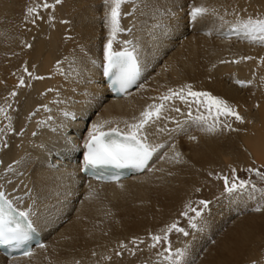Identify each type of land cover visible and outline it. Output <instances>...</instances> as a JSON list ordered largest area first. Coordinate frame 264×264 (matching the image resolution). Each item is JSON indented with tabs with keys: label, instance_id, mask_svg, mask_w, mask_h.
Listing matches in <instances>:
<instances>
[{
	"label": "bare ground",
	"instance_id": "bare-ground-1",
	"mask_svg": "<svg viewBox=\"0 0 264 264\" xmlns=\"http://www.w3.org/2000/svg\"><path fill=\"white\" fill-rule=\"evenodd\" d=\"M42 2L0 0V106L12 117L8 131L9 121L0 115V189L23 210L31 209L45 242L30 256H0V264H246L243 259H251L262 241L264 221L257 220L264 218V202L259 207L255 190L227 194L217 176H232L233 168L236 175L252 163L264 168V46L247 37L224 41L219 33L248 16L264 15V0H130L122 5L126 31L117 39L131 44L114 42L113 49L135 48L143 79L119 99L108 97L100 83L108 39L105 0H62L54 9L41 8L43 19L35 24L31 18L25 22L27 7ZM201 5L215 13L193 23L189 12ZM244 56L253 59L240 60ZM24 67L43 79L29 77ZM21 76L25 86L17 87ZM237 80L251 84L241 87ZM186 84L225 99L244 123L230 119L236 131H201L193 123L195 106L190 117L189 108L176 100L166 118L146 128L148 142L163 147L144 173L99 185L58 160L49 164L53 151L68 156L62 133L84 137L94 124L126 132L145 107L159 103L169 88ZM73 144L66 140L67 147ZM201 200L210 203L193 229L181 213L188 211L186 205L202 208ZM247 207L262 214L242 216ZM172 222L189 234H169L171 252L183 255L166 260L167 244L152 248L150 236L162 235ZM121 242L141 246L143 256L127 261Z\"/></svg>",
	"mask_w": 264,
	"mask_h": 264
},
{
	"label": "snow or ice",
	"instance_id": "snow-or-ice-1",
	"mask_svg": "<svg viewBox=\"0 0 264 264\" xmlns=\"http://www.w3.org/2000/svg\"><path fill=\"white\" fill-rule=\"evenodd\" d=\"M62 0H54L53 4H49L47 0H43L42 3H35L33 6H29L26 9L24 16L25 22L35 24L37 19H43L40 16L39 10L54 9L56 5L60 4ZM130 2V0H105V4L109 6L106 12V25L108 27V39L104 46V75L112 77V84L117 87L118 91H125L131 85L135 84L141 74V68L138 56L136 55L135 48L129 49L124 47L120 51L113 49L114 42L123 43L124 45H130L131 41H118V35L126 31L121 26L122 5ZM246 11V9H245ZM215 13V9H210L206 6H194L189 12L190 20L195 23L198 18H203L208 14ZM62 23H67L62 21ZM244 36L248 38L250 43L260 44L264 46V15H257L255 17L248 16L246 19H241L237 29ZM130 31V30H127ZM27 47L31 48L29 44ZM253 57L244 56L240 60H251ZM264 60V58H261ZM240 60L231 61L232 63H239ZM222 63L228 61H221ZM24 72L29 77H33L32 72L27 67H24ZM35 79H43V77H33ZM237 84L241 87H246L251 84V81L237 80ZM25 80L23 76L19 78L17 87H24ZM11 97H16L17 92L12 91L9 94ZM159 103L149 104L145 109L140 112L139 118H134L135 123L127 125L128 131L121 133L119 129L113 128L108 132L101 131L103 125H92L91 131L88 133V140L85 144L87 154L85 155V163L92 168L98 166H112L120 169L125 167L135 168L142 170L148 167L149 161L157 153L158 149L163 145L154 146L148 142V135L146 128L156 124L164 117V112L168 110L169 105L173 104L176 100L185 104L189 108L188 115L192 117L191 109L195 106L198 113L193 118V123L200 127L201 131L215 134L217 132L227 129L229 131H236L232 128L228 121L232 118L239 123H244V117L239 114L236 108L230 105L225 99L215 96L208 91H195L191 84H186L182 87L173 89L169 88L167 92L158 97ZM10 107V105H9ZM172 110L180 112L179 107H173ZM0 115H4L5 119L9 121L7 130L12 131L11 120L12 117L7 115L6 108L0 106ZM178 126H179V122ZM162 130V129H161ZM4 129H0L3 132ZM190 139H196V137H190ZM5 146H7L5 144ZM173 147H175L173 145ZM180 153H175V159L179 162ZM256 171L257 175H261L264 178V174H261L259 170ZM236 169H232L231 179L228 176H217V179H222L224 183V191L229 195H236L244 192L250 182L245 180H238L235 176ZM199 190V189H197ZM210 201L201 200L199 204L203 207L200 209L194 208L191 205H186L188 211L181 213L183 216L188 217L189 225L193 229H197V218L202 219L205 211L208 210ZM191 211L195 215L189 217L188 212ZM256 211H260L259 208ZM31 215V209L20 210L14 207V201L9 199L5 192L0 191V244L22 243L26 242L29 237V230L32 229V221L29 219ZM173 231L183 233L187 236L189 233L182 227L178 226V222H172L165 226L161 230L160 234H151L150 239L152 243L149 245L152 248H156L158 245L166 243L167 246L164 251L168 253L165 256L166 260L172 259L173 255L182 256V250H177L176 253L171 252V244L169 241V234ZM144 243L143 240L139 241ZM131 243L137 244V238H133ZM39 247L43 248L41 244ZM121 247L126 248L127 245L121 242ZM133 254H135L133 252ZM25 256L31 255V249L24 253ZM117 255H120L118 252ZM163 255V253H161ZM110 259V258H109Z\"/></svg>",
	"mask_w": 264,
	"mask_h": 264
},
{
	"label": "rangeland",
	"instance_id": "rangeland-1",
	"mask_svg": "<svg viewBox=\"0 0 264 264\" xmlns=\"http://www.w3.org/2000/svg\"><path fill=\"white\" fill-rule=\"evenodd\" d=\"M234 119V118H232ZM255 165L254 163L252 164H248V165H243L242 168H240L239 172L235 175L238 180H245V181H249L250 184H249V187L244 191V192H247V191H254L256 193H258L257 195V198H260V201H259V207L262 205V203L264 202V178H262L261 175H257L256 174V171H250V169L252 170H259V172L261 174H264V168L263 167H259ZM226 176V175H225ZM232 176L229 175V178L231 179ZM216 180L214 179L213 183L215 182ZM216 183V182H215ZM217 183H219V181H217ZM216 187V186H215ZM211 192L215 191V189H213L211 187L210 189ZM258 200V199H257ZM217 202V201H216ZM220 202V201H219ZM256 205H257V202H256ZM197 209H200L199 207H197ZM250 209V210H249ZM257 208H252V207H247L246 208V211L245 209H243V213H242V216H245L249 213H254L255 215H260L262 213H259V211H256ZM256 211V212H255ZM264 218H258V222L260 220L261 221H264L262 220ZM244 222V221H243ZM246 226L244 225V228ZM250 233V231H248V234ZM261 237V244L264 248V234H260L259 235ZM170 239H172L171 236H169ZM173 240V239H172ZM171 241V240H170ZM260 244V245H261ZM260 245L258 246V251L253 255V257L251 259H243V263H245L246 261V264H264V249L261 250V247ZM164 246H166V243L164 244ZM137 250V251H136ZM124 251L126 252V256L124 259H126L127 261H130L132 262L133 260H136V258H140L143 256L144 253H142V248L141 246H136V247H126L124 248ZM133 252L135 254H133ZM258 253V254H257ZM140 257H138V256ZM261 257V258H260ZM131 258V259H130ZM113 259V258H112ZM260 259V260H259ZM121 264V261L120 263Z\"/></svg>",
	"mask_w": 264,
	"mask_h": 264
}]
</instances>
